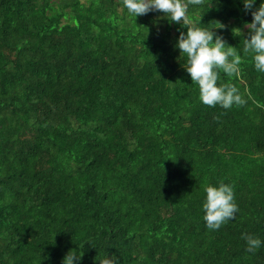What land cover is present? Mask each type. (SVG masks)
<instances>
[{
	"label": "trees",
	"instance_id": "trees-1",
	"mask_svg": "<svg viewBox=\"0 0 264 264\" xmlns=\"http://www.w3.org/2000/svg\"><path fill=\"white\" fill-rule=\"evenodd\" d=\"M264 0H255L258 8ZM187 15L241 56L247 101L200 99L182 23L124 0H0V264H264V72L243 53L244 0ZM239 212L210 230L205 188ZM262 241L246 251L242 234Z\"/></svg>",
	"mask_w": 264,
	"mask_h": 264
},
{
	"label": "clouds",
	"instance_id": "clouds-1",
	"mask_svg": "<svg viewBox=\"0 0 264 264\" xmlns=\"http://www.w3.org/2000/svg\"><path fill=\"white\" fill-rule=\"evenodd\" d=\"M203 0H124V5L135 17L149 12H162L171 22L187 28V33L180 32L176 47L181 52V58L186 57L184 68L190 74L193 83L198 84L200 99L203 104L224 109L233 105L243 106L247 101L232 83H221L219 86L218 70H223L229 77L238 72L241 56L235 47L227 44L222 36L213 29L197 27L187 15L190 5H201ZM255 0H244V9L251 12L253 20L245 27L249 29L247 38L243 40V53H255V67L264 72V3L254 8ZM206 200L203 204V217L210 230H218L223 223L234 220L239 212L235 202L234 189L223 181L219 186L209 185L205 188ZM242 239L246 241V251L255 253L262 241L253 234L244 233ZM81 256L75 250H70L64 257L62 264H79ZM100 264H119L118 257L108 254L100 260Z\"/></svg>",
	"mask_w": 264,
	"mask_h": 264
}]
</instances>
